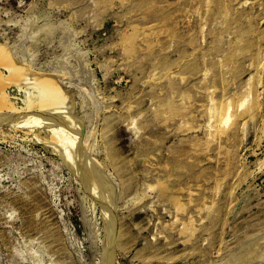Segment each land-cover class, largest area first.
<instances>
[{
	"label": "rangeland",
	"instance_id": "obj_1",
	"mask_svg": "<svg viewBox=\"0 0 264 264\" xmlns=\"http://www.w3.org/2000/svg\"><path fill=\"white\" fill-rule=\"evenodd\" d=\"M0 264H264V0H0Z\"/></svg>",
	"mask_w": 264,
	"mask_h": 264
},
{
	"label": "bare ground",
	"instance_id": "obj_2",
	"mask_svg": "<svg viewBox=\"0 0 264 264\" xmlns=\"http://www.w3.org/2000/svg\"><path fill=\"white\" fill-rule=\"evenodd\" d=\"M247 2H248V1H247ZM247 4H248V3H247ZM234 8H235V7H234ZM137 27H138V26H137ZM203 27H204V26H203ZM146 29H147V28H146ZM124 40H125V39H124ZM127 40H128V39H127ZM124 43H125V42H124ZM203 51H204V50H203ZM179 65H180V64H179ZM141 70H142V69H141ZM210 100H211V99H210ZM211 101H212V100H211ZM213 102H214V101H213ZM241 103H242V102H241ZM211 108H212V107H211ZM228 108H229V107H228ZM214 109H216V108L214 107ZM210 110H211V109H210ZM228 110H229V109H228ZM211 112H212V111H211ZM213 112H215V111H213ZM215 113H216V112H215ZM221 113H222V112H221ZM230 114H231V113H230ZM226 115H227V114H225V117H228V115H227V116H226ZM210 116H211V115H210ZM221 116H222V115H221ZM228 120H229V119H228ZM230 120H231V119H230ZM230 120H229V121H230ZM221 121H222V120H221ZM166 123H167V122H166ZM230 124H231V123H230ZM220 127H221V126H220ZM228 128H229V126H228ZM210 130H212V129H210ZM210 130H209V131H210ZM218 130H219V129H218ZM218 130H217V131H218ZM224 130H225V129H224ZM226 130H227V129H226ZM226 130H225V131H226ZM217 131H216V132H217ZM219 131H220V130H219ZM216 132H215V135H216ZM212 134H213V133H212ZM212 138H214V137H212ZM216 138H217V137H215V139H216ZM215 139H214V140H215ZM211 140H212V139H211ZM208 144H209V143H208ZM22 195H23V194H22ZM257 241H258V239H257ZM257 245H258V244H257ZM252 247H255V246H252ZM252 249L254 250L255 248H252ZM248 250H249V249H248ZM253 250H250L249 253L252 252ZM255 251H257V250H255ZM253 253H254V251H253ZM247 254H248V253H247ZM250 255H252V253H251ZM247 258H248V257H247Z\"/></svg>",
	"mask_w": 264,
	"mask_h": 264
}]
</instances>
